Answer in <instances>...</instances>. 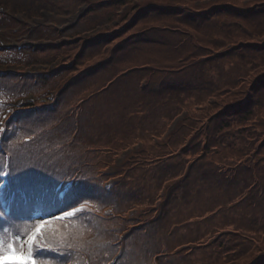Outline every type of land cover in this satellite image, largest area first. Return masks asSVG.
I'll use <instances>...</instances> for the list:
<instances>
[{
	"label": "trees",
	"instance_id": "16d2710c",
	"mask_svg": "<svg viewBox=\"0 0 264 264\" xmlns=\"http://www.w3.org/2000/svg\"><path fill=\"white\" fill-rule=\"evenodd\" d=\"M114 7L124 26L93 32L80 51L71 39L35 51L76 64L21 87L0 71L7 101L34 96L0 130V236L43 224L36 264H264V0H96L89 10ZM108 46L42 103L90 48ZM1 51L22 58L17 46ZM100 103L111 116L92 129Z\"/></svg>",
	"mask_w": 264,
	"mask_h": 264
},
{
	"label": "rangeland",
	"instance_id": "374dc122",
	"mask_svg": "<svg viewBox=\"0 0 264 264\" xmlns=\"http://www.w3.org/2000/svg\"><path fill=\"white\" fill-rule=\"evenodd\" d=\"M93 1L96 2V0H49L46 2L44 0H0V8L3 9H0V35H2V37H0V47L1 45L12 46L13 44V46L20 47L22 51L20 52L22 58L19 59L12 56L14 54H17L16 51H12L10 55H8L3 53V51H1L2 48H0V71H14L13 73L16 74V76L6 77V79L12 80V82L15 83L18 87H21L25 82L32 83L34 82V80H38L37 76L33 78V76L37 75L38 73L50 72L52 69L62 63L69 64L73 62L72 64H76L77 59L73 60L72 56L66 59V61L63 60L60 56L54 59V56L57 53H55L53 50L44 51L43 53L35 52L37 48H41L47 43H60L68 39H71L73 41L77 40V50L80 51L83 38L91 37V35L94 34L93 32L99 30L96 33L101 31L111 33L113 30H117L118 28L124 26L125 21H123L121 25L116 27L118 24V20H116L115 18L116 12L119 10H123L125 6L118 8L114 7L112 9H109L108 11H95L93 8L89 10ZM2 13L3 15L1 16ZM9 14L13 17H9ZM49 23L53 24V26L60 32L45 29L44 25ZM93 23H95L94 25H100L99 27L105 26V28L108 29L101 28L92 31L91 28L93 26ZM98 44H100V47L102 42ZM107 48L109 50L105 52L102 50V53H99V48L97 49L95 47H92L89 49L90 52L87 48L89 56L86 58L82 57V59L80 60L81 65L76 67L73 72L68 71L64 74L62 79L61 77L55 79L57 86L48 95H44L40 98L43 99L42 103H51L53 95L57 93L64 82L68 81L80 70H83L91 62H94L99 58H105L106 54L111 52L112 46H108ZM128 48L129 47L123 50L124 53L128 51ZM77 50L76 53L78 52ZM48 55L51 56L48 57ZM125 59H130V57L126 54L124 58H121L122 62ZM8 64H12L11 67L10 65L8 67ZM95 78H98V76L94 77V79ZM6 79L1 80L5 81ZM90 83L91 82L87 84ZM98 84H100V82L95 85ZM80 85L84 87V83H81ZM80 87L76 88L75 91H77ZM5 99L6 98L0 93V100L5 102ZM27 99H34V96L27 93L22 97L20 104L22 101ZM20 104H16L13 107H18L20 106ZM5 108L6 107L4 106V104L0 106V116ZM107 108L108 106L106 107L100 103L97 109H92V115L97 119V122L94 120L88 121V124L92 129H98L99 126L102 125V122H104L106 118H109L111 116L110 111L104 112V110L106 111ZM86 133H91V135H87V137H91V139L88 141L97 140V136H93V131H91V129L86 131L85 134ZM86 155L95 159L101 154L96 151L89 153L87 152ZM123 158L124 152H121L117 157V161L120 162ZM116 165V163L112 164L109 167L110 169L108 168L107 170L112 171L116 167ZM60 168H63V166H61Z\"/></svg>",
	"mask_w": 264,
	"mask_h": 264
},
{
	"label": "snow or ice",
	"instance_id": "6c2138e0",
	"mask_svg": "<svg viewBox=\"0 0 264 264\" xmlns=\"http://www.w3.org/2000/svg\"><path fill=\"white\" fill-rule=\"evenodd\" d=\"M9 173H4L0 171V176H7ZM5 187L4 184H0V188ZM74 213L69 212L66 213V216H72ZM0 218H2V214H0ZM63 218V217H60ZM43 225L38 226L36 231L31 232L26 236V239H22L19 235L10 236L7 241L4 240L2 236H0V261H3V264H20L18 261H9L6 259L8 256H16L23 255L25 256L26 264H36L34 260H32V248L37 246L36 240L39 235L41 228ZM25 249L24 252H21V249Z\"/></svg>",
	"mask_w": 264,
	"mask_h": 264
}]
</instances>
